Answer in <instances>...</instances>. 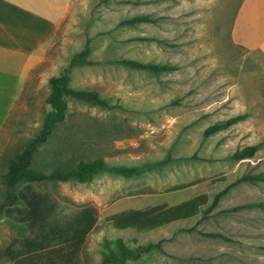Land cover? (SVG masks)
I'll use <instances>...</instances> for the list:
<instances>
[{
    "label": "rangeland",
    "instance_id": "rangeland-1",
    "mask_svg": "<svg viewBox=\"0 0 264 264\" xmlns=\"http://www.w3.org/2000/svg\"><path fill=\"white\" fill-rule=\"evenodd\" d=\"M75 1L43 61L21 85L0 129V154L21 148L38 130L49 108V77L68 64L88 37L89 62L72 67L70 84L98 89L117 106L105 109L67 98L76 153L102 154L110 167L144 168L130 176L109 168L90 181L33 185L50 192L63 220L84 206L96 208L98 219L79 264H98L105 241L113 245L116 240L131 248L154 244L127 264H264V209L246 207L235 215L225 211L264 201V183H232L240 174L264 172V59L232 41L240 0H88L87 9ZM137 13L150 20L121 22ZM119 58L174 68L152 73L116 63ZM243 112L248 113L244 119L203 135L209 124ZM253 143L259 146L250 159L239 164L228 158ZM228 184L218 206L206 215L144 231L117 228L106 220L114 211L195 188L209 189L208 203ZM17 224L16 211L0 208V264H51L54 254L48 249L59 244L50 240L44 249H31L23 240L34 233L18 234ZM209 231L231 240L202 234Z\"/></svg>",
    "mask_w": 264,
    "mask_h": 264
},
{
    "label": "trees",
    "instance_id": "trees-1",
    "mask_svg": "<svg viewBox=\"0 0 264 264\" xmlns=\"http://www.w3.org/2000/svg\"><path fill=\"white\" fill-rule=\"evenodd\" d=\"M146 20H150V17L144 13H137L122 19L121 22L133 24ZM89 51L87 39L84 47L71 58L68 64L58 74L49 77V92L45 98L49 108L43 115L41 126L21 148L12 153L0 154V168H4L1 173L4 195L0 208L17 212L18 234H24L27 230L34 233L33 238L25 237L23 240L31 249H44L50 240H55V243L59 244L56 248L48 249L51 254H54V257L49 256L51 264H79L80 251L87 235L95 226L98 213L93 206H84L72 217L63 220L57 213V203L50 192L36 190L33 185L68 180L90 181L97 173L109 168L130 176L144 168L143 166L110 167L102 154L82 157L76 153L67 98L105 109L117 106L111 101L110 95L98 89L77 88L70 84L72 67L88 63ZM114 61L152 73L174 68L168 63H145L129 58H119ZM247 116L248 113L243 112L218 119L204 128L203 135L208 136L228 128ZM6 120L7 118L2 128ZM77 129L80 128L77 127ZM258 146L259 143L244 145L230 153L228 158L232 160L251 158ZM243 180L264 181V172L243 174L236 179V182ZM225 190L226 187L214 193L204 212L216 204ZM208 193V188H195L172 197H158L140 206L114 211L106 216V220L117 228H134L137 231L160 227L198 214L201 207L208 201ZM255 204L264 206V201H257ZM202 234L231 240L230 237L218 231L202 232ZM153 245L149 242L131 248L121 240H116L113 245L105 241L98 264H127L131 260L140 258L142 253L150 250Z\"/></svg>",
    "mask_w": 264,
    "mask_h": 264
},
{
    "label": "crops",
    "instance_id": "crops-1",
    "mask_svg": "<svg viewBox=\"0 0 264 264\" xmlns=\"http://www.w3.org/2000/svg\"><path fill=\"white\" fill-rule=\"evenodd\" d=\"M75 2V0H64L62 3L57 0H0V109L3 111L0 115V129L21 85L31 70L43 61L64 19L69 13L73 14ZM81 6L87 9L88 0H81ZM70 23H73L72 17ZM231 37L234 44L247 51L258 52L264 59V0H240L232 21ZM85 39L86 43L88 37ZM246 159L250 158L230 160L240 164ZM242 175L235 177L232 183L234 185L264 183L260 180L236 182ZM228 186L229 184L225 186L226 189ZM255 202L257 201L232 205L225 211L236 214L246 207L257 206L264 209V206ZM218 204L219 198L209 210L204 212L205 205L199 213L206 215L215 210Z\"/></svg>",
    "mask_w": 264,
    "mask_h": 264
}]
</instances>
